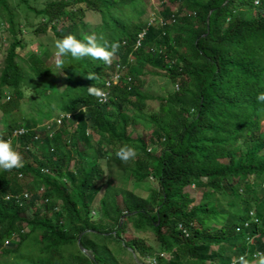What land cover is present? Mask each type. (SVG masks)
<instances>
[{"label":"trees","instance_id":"1","mask_svg":"<svg viewBox=\"0 0 264 264\" xmlns=\"http://www.w3.org/2000/svg\"><path fill=\"white\" fill-rule=\"evenodd\" d=\"M21 1L39 17L38 30L56 39L103 35L120 46L110 64L59 57L67 82L60 90L49 50L30 49L10 1L0 0V25L7 21L11 33L0 71V133L24 159L20 168L0 170V264H125L107 244L85 254L77 244L85 228L144 262L155 245L126 241L129 223L154 233L162 246L157 264H231L247 249L264 252V102L256 100L264 92V0H158L157 23L144 18L145 0H53L39 8ZM138 62L165 70L177 85L159 98L162 115L144 112L149 94ZM91 85L107 93L106 102L89 95ZM32 92L49 116L64 113L59 134L38 135L45 128ZM69 115L77 122L72 131ZM141 116L151 143L130 130ZM126 144L136 155L122 161L115 153ZM102 160L138 187L152 179L160 187L146 197L109 187Z\"/></svg>","mask_w":264,"mask_h":264},{"label":"rangeland","instance_id":"2","mask_svg":"<svg viewBox=\"0 0 264 264\" xmlns=\"http://www.w3.org/2000/svg\"><path fill=\"white\" fill-rule=\"evenodd\" d=\"M10 1V7L16 14V21L19 23L20 27L23 28V34L20 35L23 37L24 41L30 44V49L34 52H37L38 50H45L47 48L49 50V54L51 55L50 60L47 64L49 68L53 72V77L56 81V85L60 88V90L66 86L67 82L63 77L62 70L60 67L58 68L56 65V60L59 58L56 55V49L54 47V41L57 40L56 37L53 35L52 31L49 30H38V19L39 17L37 14L30 10L24 2L21 0H9ZM53 0H30V4L32 7L39 8L40 5H44L46 3H49ZM146 6V15L144 18L148 19L150 22L157 23L161 21V16L159 15V11L161 10V7L158 3V0H145ZM124 11V9H123ZM126 12H129V9H125ZM93 23L100 22L101 20L98 18H89ZM9 24L7 21L2 22L0 25V71L1 68L4 66V60L6 57V49L8 48L10 41H11V33L8 29ZM99 42H103L104 36L100 35L97 37ZM29 49V48H28ZM21 52V51H20ZM28 53L25 55L23 54V64L24 67L27 66L25 62H27ZM25 69H27L25 67ZM26 71V70H25ZM29 70L25 73H27ZM135 71L142 74L140 77V80L142 82V91H144L146 94H149L148 98L146 99V106L144 108V112L146 113H159V115H162L161 109H160V97L163 96H170V94H173V91L177 92L178 88L175 82H172L171 79L166 75V71L154 67V65L150 63H140L138 62L137 66L135 67ZM29 92V91H27ZM28 95L32 96L33 106L36 105V111L41 114L42 117H40L41 125L45 128L43 130H38L40 132L38 135L41 137L44 136H50L53 137L56 134H59V131H61V125H62V118L64 113L62 112L60 116H57L59 114V111L56 109H53V112L49 116L48 110L45 108V103L41 101L38 97V94L32 92L28 93ZM151 96V97H150ZM37 106L39 108L37 109ZM131 105H128L126 108V111H130ZM35 107V106H34ZM30 110H26L25 114H28ZM0 115H2V111H0ZM49 116V118H48ZM69 120L68 128L66 129L68 131L75 130L76 126V118L75 115H69L67 116ZM4 125L3 118H0V127L2 128ZM65 129V130H66ZM133 135L144 137L147 142L151 143L150 141V134L152 133V127L148 125L147 120L141 116L138 118V123H136L133 128H130ZM68 131H65L67 133ZM0 136H6V133L2 134L0 133ZM94 139L99 140L98 136L95 134L93 135ZM35 146H32L34 148ZM61 147V146H60ZM159 148V147H158ZM94 162H89V165L93 164ZM100 163H103L104 168L106 169V179L110 177L112 179V186L117 185V187L126 189L129 191H132L134 193H138L139 195L151 196L152 191L159 189V181L152 179L150 183H142L140 187H138L137 184H135V181L132 179H122V175L120 173V170L116 169L115 173L110 172V166L113 165L111 163H108L107 160H102ZM148 186V187H146ZM194 190L197 191V188L193 187ZM197 195H202V191H198ZM100 196V195H99ZM99 196L97 197L96 201L99 203ZM95 206H97L95 204ZM152 211L156 210V206L150 205L149 206ZM32 211L29 212V214ZM127 234H124V237L126 240H130L132 237L137 236L143 238L144 242L148 245H152L154 247L151 254L150 259L147 258L144 262H141L137 257H132L127 251H123V254L119 252L121 263L124 261L125 264H154L152 263V260L158 256L159 254H162L161 252V245L157 244V241L155 239V235L151 230L147 231H139L136 230L135 227L129 223L126 230ZM89 245L91 246V242L98 243L102 240V238H98L95 235H92L88 239ZM86 240V241H87ZM239 245V244H238ZM110 248H114V244L111 243ZM213 248H215V245H213ZM217 248V247H216ZM214 250V249H213ZM118 251V250H117ZM88 255H91L89 251H87ZM157 258V257H156ZM151 260V261H150ZM258 260H255L253 264H257Z\"/></svg>","mask_w":264,"mask_h":264},{"label":"clouds","instance_id":"3","mask_svg":"<svg viewBox=\"0 0 264 264\" xmlns=\"http://www.w3.org/2000/svg\"><path fill=\"white\" fill-rule=\"evenodd\" d=\"M119 46H120L119 43L116 41H113L111 43L105 41L101 43L94 35L78 38L72 33L65 34L61 38L54 41V47L56 49L57 57L71 56L72 58H76V59H80L83 57H91L93 59L101 60L105 64L111 63L112 57L118 51ZM62 63H63L62 59L58 58L56 60V65L58 68L62 66ZM89 78L93 80L95 79L93 75H89ZM87 91L89 95L97 98L98 103L106 102L107 93L101 88L91 85L87 88ZM256 100L258 102H264V92H259L256 95ZM17 132L18 131H16L15 134ZM115 155L122 161H128L129 159L135 157L136 149L134 146L126 144L121 146L116 151ZM23 164H24L23 156L14 147L11 138L0 136V170H10L13 168H20L23 166ZM106 187H108V185H104V187H102L100 190H104ZM109 187H115V186H109ZM103 195L104 194L100 192L96 194L95 197L93 198L90 208L92 211V215L96 214L97 211L96 207H99V203H97L96 201L97 197L99 196L98 200H101ZM95 204L97 206H95ZM259 219L260 218L258 216L253 217L252 222L258 224L260 222ZM179 227L181 228L182 225H180ZM95 234L99 236L98 238L104 237L102 233H98L96 232V230H93L91 228H85L84 230H81L78 233L77 244L85 254H87V251H89L91 255L88 254L87 255L90 257H94V253L101 252L106 244L108 245L109 248L111 246V243L114 244V248H110L109 250L115 253L116 256L117 254H119V251H117L119 249L117 243L115 241L109 242V240H107L106 238H102V240L98 243L91 242V246L89 248H86L81 244V239L85 238L86 241L89 237ZM123 238L125 239L124 235ZM125 240L122 241L126 242L127 240L126 241ZM127 248L129 251L132 250L131 247H127ZM156 257L152 260V263L154 264H157L158 262V258ZM247 258L249 260H247ZM255 260H258L257 264H264V252L259 249L254 250L253 252L250 249H247L244 253H242V255H240L238 258L232 261L231 264H253Z\"/></svg>","mask_w":264,"mask_h":264}]
</instances>
